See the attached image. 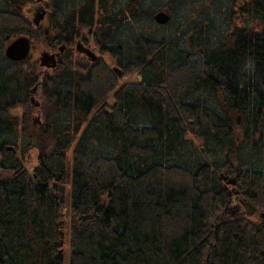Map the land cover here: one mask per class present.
Segmentation results:
<instances>
[{
	"label": "trees",
	"instance_id": "16d2710c",
	"mask_svg": "<svg viewBox=\"0 0 264 264\" xmlns=\"http://www.w3.org/2000/svg\"><path fill=\"white\" fill-rule=\"evenodd\" d=\"M31 2L0 0L2 49L67 50L48 69L0 48V264H264V0H43L40 26ZM84 35L120 74L74 55ZM222 173L255 213L224 214Z\"/></svg>",
	"mask_w": 264,
	"mask_h": 264
},
{
	"label": "water",
	"instance_id": "95a60500",
	"mask_svg": "<svg viewBox=\"0 0 264 264\" xmlns=\"http://www.w3.org/2000/svg\"><path fill=\"white\" fill-rule=\"evenodd\" d=\"M41 1V0H38ZM48 13V9L44 5H40L35 9L34 16H33V23L35 26H40L42 21L45 19L46 15ZM155 19L159 24H166L170 21V13L166 10H158L155 13ZM45 32L49 33V28L45 27ZM35 44L34 40L31 36L27 34H22L19 35L13 39H11L8 44L5 47V55L13 61H23L26 60L31 52L34 50ZM78 50L80 52L86 53L91 60L95 61L98 58V54L91 48L85 46L82 42H79L77 44ZM60 51L65 50V44L60 46ZM39 63L41 66L46 67V68H55L58 66L59 61H58V55L57 52H53L51 50L45 49L41 51V54L39 56ZM114 70L117 71L119 74L121 73V68L119 66H114ZM41 83L36 82L35 85L31 88V102L35 106L40 105V101L38 98H36V93L38 92L40 88ZM35 121L37 123H40L41 117L40 115H37L35 118ZM11 150L15 151V148L13 146L8 147ZM57 179H59L60 175H56ZM222 177L226 181V185L228 186L229 184L234 185V192L236 194L239 193V189L237 188L239 184V176L237 174L227 176L226 173H222ZM241 207L247 212V214H253L255 213L258 208L256 205H254L251 201H245L241 199V201L234 205V207H226L224 208V213L225 215L228 214H238L241 211ZM222 213L218 214V218L222 217ZM62 223V222H61ZM65 243V231L61 232V239L56 243V245H62ZM63 250H61L62 252ZM55 262V258L53 260Z\"/></svg>",
	"mask_w": 264,
	"mask_h": 264
},
{
	"label": "rangeland",
	"instance_id": "374dc122",
	"mask_svg": "<svg viewBox=\"0 0 264 264\" xmlns=\"http://www.w3.org/2000/svg\"><path fill=\"white\" fill-rule=\"evenodd\" d=\"M40 5H44V6H46L45 5V3L44 2H31V3H28L26 6H25V8H24V10H25V14L29 17V18H31V19H33V16H34V12H35V9L38 7V6H40ZM46 8H47V6H46ZM35 42V41H34ZM8 43V42H7ZM6 44V43H5ZM5 44H4V47H3V49H2V45H0V48L2 49V53H3V55H4V48H5ZM35 44V47H34V50L32 51V53H31V57H30V59L26 62V65L27 66H29V65H31V63L34 61V60H37L38 62H39V56H40V54H41V51L42 50H45V49H48V50H51V51H53V49H51V48H47V47H44V46H42L40 43H34ZM37 44V45H36ZM90 44V46L92 47V48H94V47H96L93 43H89ZM88 46V45H87ZM97 52H99V49L98 48H94ZM100 53V52H99ZM102 54V53H101ZM103 58L105 59V61L113 68V66L116 64L115 62H113V60H112V58L110 57V55L109 54H103ZM43 67V66H42ZM45 68V67H44ZM126 80H129V79H126ZM132 80L133 81H136V80H138V77H133L132 78ZM43 97H44V94H43V91H42V89H41V87H40V89L38 90V92L36 93V98H38V100L40 101V102H42L43 101ZM29 101L31 102V95H29ZM111 102H112V100H109V103L111 104ZM32 103V102H31ZM33 104V103H32ZM34 105V104H33ZM40 105H41V103H40ZM39 105V106H40ZM35 106V105H34ZM38 106V107H39ZM35 107H37V106H35ZM38 112H36L35 113V117L34 118H36V116L37 115H40L39 113L37 114ZM41 117V116H40ZM0 139H2V137H0ZM20 143V142H19ZM8 144H11V145H14L13 143H8ZM21 144V143H20ZM19 144V145H20ZM22 149H24V148H22ZM39 150H32L31 151V154H32V158L34 159L35 157H37V155L39 154ZM1 159H2V154L0 153V161H1ZM35 164V161L33 162V163H31L29 166L30 167H32L33 165ZM0 174H2V175H5V176H8V175H11V172L8 170H2L1 168H0ZM58 180V182L59 183H61V184H64L65 185V188H66V190H65V192H63V191H60V190H58V189H55L54 188V192H56V194L58 195V197L61 199V198H63L64 196H66V198H65V200H64V204H63V217H62V220L64 221L65 220V218H66V216H67V212H68V206H69V203H68V196H69V193L71 192L70 191V184L69 183H67V181L65 180V179H63V178H60V179H57ZM229 186H231L230 187V189L231 190H233L234 191V185H229ZM228 186V187H229ZM238 202L237 201H234L230 206L231 207H234V205H236ZM65 222V221H64ZM63 264H68L67 263V257L64 259V262H63Z\"/></svg>",
	"mask_w": 264,
	"mask_h": 264
},
{
	"label": "flooded vegetation",
	"instance_id": "af4514ba",
	"mask_svg": "<svg viewBox=\"0 0 264 264\" xmlns=\"http://www.w3.org/2000/svg\"><path fill=\"white\" fill-rule=\"evenodd\" d=\"M78 42L74 45V47H72V52L74 53V55L75 56H78V55H81V56H83V57H85L86 59H88V60H90V61H93V60H91L90 59V57L86 54V53H83V52H80L79 50H78V47H77V44L79 43V42H82L85 46H87V47H91L90 46V42H88L87 41V36H83V39L82 40H77ZM96 46V45H95ZM60 48V47H59ZM92 48V47H91ZM94 48H98L99 49V52H97ZM94 48H92L97 54H98V58L97 59H99V58H102L103 60H105L104 58H103V52L101 51V49L98 47V46H96V47H94ZM66 47H65V50L62 52V51H60V49H57V50H53V52H57V55H58V59H59V56H60V54H62V53H65L66 52ZM102 53V54H101ZM96 61V60H95ZM113 69H114V66H113ZM59 179H60V177H59ZM231 186H229L228 188H230ZM241 198V197H240ZM240 198H239V196H238V198L235 200V201H237V202H239L240 201ZM242 209V208H241Z\"/></svg>",
	"mask_w": 264,
	"mask_h": 264
},
{
	"label": "bare ground",
	"instance_id": "6f19581e",
	"mask_svg": "<svg viewBox=\"0 0 264 264\" xmlns=\"http://www.w3.org/2000/svg\"><path fill=\"white\" fill-rule=\"evenodd\" d=\"M58 246H61V245H58Z\"/></svg>",
	"mask_w": 264,
	"mask_h": 264
}]
</instances>
